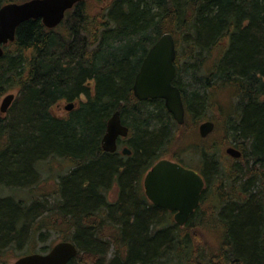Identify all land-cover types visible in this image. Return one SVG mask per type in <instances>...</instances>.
<instances>
[{"label":"trees","instance_id":"1","mask_svg":"<svg viewBox=\"0 0 264 264\" xmlns=\"http://www.w3.org/2000/svg\"><path fill=\"white\" fill-rule=\"evenodd\" d=\"M26 1L0 0V9ZM100 4L104 16L96 14ZM61 27L30 20L4 48L0 99L11 91L17 98L0 115V186H29L47 157H67L78 170L60 185L64 201L52 206L0 194V264L20 257L15 252L30 243L44 214L51 212L49 228L62 233L53 206L69 223L61 239L78 249L69 264H264V0H81ZM163 33L191 39L178 80L182 126L163 101L140 102L133 93L142 58ZM82 98L66 121L50 112L61 100ZM116 111L136 152L125 166L99 149ZM212 120L213 133L201 139L200 124ZM153 122L159 130H150ZM233 145L242 154L237 161L225 156ZM185 148L218 188L180 228L164 210L142 204L136 182L161 157L181 162ZM119 168L122 197L109 203L97 191Z\"/></svg>","mask_w":264,"mask_h":264},{"label":"water","instance_id":"2","mask_svg":"<svg viewBox=\"0 0 264 264\" xmlns=\"http://www.w3.org/2000/svg\"><path fill=\"white\" fill-rule=\"evenodd\" d=\"M81 0H29L24 3H10L0 9V59L4 47L15 42L18 28L30 21L40 20L46 29L54 30L62 24ZM207 1V0H204ZM231 1V0H228ZM177 50L172 35H163L149 50L133 86L135 98L140 101L161 100L174 121L185 123V108L181 91L173 82L177 76L175 60ZM15 100L14 94L5 96L0 105V113L5 115ZM66 111L75 109L68 103ZM215 129L211 121L199 126L202 138L208 137ZM129 129L122 124L121 114L116 111L108 120L106 133L102 139V149L114 153L119 137H127ZM130 154L125 149L124 153ZM226 154L233 159L242 154L235 148H227ZM146 196L157 207L177 212L174 220L184 227L199 206L204 189L202 177L194 170L187 169L171 160H160L148 172L144 182ZM78 255V249L71 242L56 244L47 254H30L18 258L14 264H69Z\"/></svg>","mask_w":264,"mask_h":264},{"label":"flooded vegetation","instance_id":"3","mask_svg":"<svg viewBox=\"0 0 264 264\" xmlns=\"http://www.w3.org/2000/svg\"><path fill=\"white\" fill-rule=\"evenodd\" d=\"M198 1L199 3H201L202 5L203 4H206L208 2H211V1H214V0H207V1H204V0H196ZM62 25V24H61ZM60 27V26H59ZM166 34H170L173 36L174 38V41H175V45H176V50H177V56H176V60H175V66L177 68V76L173 82V84L178 87L179 85V78L181 76V73H180V69L185 67L186 63H187V59L185 56L182 55V51H181V41L184 39L183 36H174L173 34L171 33H163L159 39L163 36V35H166ZM183 37V39H182ZM158 39V40H159ZM157 40V41H158ZM188 40V39H187ZM156 41V42H157ZM184 41H186V39H184ZM154 42L153 45L150 46V48L148 49L146 55L142 58V61H141V64H140V67H139V71L141 69V66L143 64V61L144 59L146 58L149 50L154 46V44L156 43ZM187 44H185V49L184 51L186 52L187 49H188V43L190 42L189 40L186 41ZM140 61V60H139ZM139 71L134 75V80H133V83H132V86H134V83H135V79H136V76L138 75ZM88 86H90V84H88ZM133 88V87H132ZM179 88V87H178ZM181 91V89H180ZM182 94V92H181ZM83 99V98H82ZM79 101H75L73 102V104H75V107H79ZM153 100H150V101H147V102H151ZM69 102H67L66 100H61L58 104H56L55 106H53L50 110L51 114L53 115V117L58 120V121H66L70 118V115L72 114V112H74V110L72 111H66L65 107L66 105L68 104ZM121 114V113H120ZM121 119H122V124L124 126H126L128 129H129V133H128V136L127 137H119V139L117 140V150L116 152L114 153H109V152H105L103 149H102V140L99 144V149L100 151L105 154V155H108V156H111V157H114L116 158L117 162L121 165V166H125L127 162L131 161L134 159V156L136 155V152L135 150L130 146V140H131V136H132V132H131V129L127 126V124L123 121V118H122V115H121ZM104 137V136H103ZM103 139V138H102ZM231 148H235L239 151L238 147H236L235 145L233 146H230ZM230 147H227V148H230ZM226 148V149H227ZM125 149H128L130 150V154L127 153H124V150ZM226 149H225V152H226ZM226 156V159L228 160H232V161H237L239 159H233L232 157L228 156L227 154L225 155ZM163 159V158H162ZM161 159V160H162ZM165 160H171L173 162H177L179 163L181 166L187 168V169H190L188 167H186L182 162H178V161H174L173 159L171 158H164ZM60 161V162H59ZM160 161V160H159ZM157 161V162H159ZM209 161V160H207ZM54 162V166L55 167H50L49 165H51V163ZM157 162H155L153 164V166L151 168H149L144 174L143 176L139 179L138 177V180L136 182L137 186H138V192H141V195L143 196V202L142 204L144 206L147 205V209L151 210V209H154V208H157V209H160V210H164L165 212H167V214L169 215L170 219L174 222L175 225L176 222L174 220V217L176 215L177 212H170V211H167L165 209H162V208H159L157 206H155L149 199L148 197L146 196V191H145V186H144V182H145V178H146V175L148 174V172L157 164ZM66 163V167H72V171L70 173H72L73 171H77L78 168L76 167V163L75 161L73 160H70L69 158L67 157H57L56 159H45V160H40V161H37L36 165H35V172L32 173V180L30 181V183H34L38 180L39 178V175L42 174V172H46L47 170H51L53 172H59L60 171V168L59 166H64ZM191 170H194L195 172H197L203 179L204 181V189L201 193V196H200V201H199V206L197 207V209L194 211V213L190 216L188 222L186 225H188L189 222L192 221V219L194 218V216L198 213V212H202L203 210V205L204 203H209L211 202V197L213 196L212 193L216 188H218V185L215 183H213V179H212V174L210 173V171L207 169H204V168H200L199 170H195V169H191ZM123 172V168H119L118 170V173L117 174H113L112 178H111V181L108 185H103V186H100L99 188V192L97 191V195L99 194L101 197H106L108 202L109 203H117L119 201V199L122 197V191H123V186L121 184V180H120V177H121V174ZM16 185H13V186H10V187H15ZM2 188L4 187H8V186H0ZM35 191V190H34ZM37 193H39V188L36 190ZM35 191V192H36ZM61 194L58 193V195L60 197H62L61 199V202L64 201V197H63V191L61 190ZM214 201V199H213ZM103 204V203H102ZM101 205V204H99ZM38 223H39V218H38ZM185 225V226H186ZM178 226V225H177ZM184 226V227H185ZM180 227V226H178ZM184 227H180V228H184ZM38 230H37V234L39 235V224L37 226ZM39 237V236H38ZM39 239V238H38ZM76 246V245H75ZM49 252V251H48ZM47 252V253H48ZM39 254V253H38ZM46 254V253H45Z\"/></svg>","mask_w":264,"mask_h":264},{"label":"rangeland","instance_id":"4","mask_svg":"<svg viewBox=\"0 0 264 264\" xmlns=\"http://www.w3.org/2000/svg\"><path fill=\"white\" fill-rule=\"evenodd\" d=\"M105 7H106V5H104V4H100V6L98 8L95 7L96 14H100V15H103V16L106 15V13L104 12L105 11V9H104ZM58 28L56 30L57 32H61L62 29H63V27H61L59 29ZM182 39H183V37H182ZM184 39H186V38H184ZM184 39L181 41V51L183 53H184V49H185V44H187L186 41H188L187 39H186V41H184ZM190 40L191 39H189V41ZM115 45H117V44H115ZM8 94H14L15 95V100H16V98H17V92L16 91H11ZM8 94H5L0 99V105H1V102H2L3 98L5 96H7ZM15 100H14V102H15ZM80 100H82V99H80ZM221 100H223V104H225L224 102L227 101L226 98L225 99L221 98ZM0 115L1 116H5V115H2L1 113H0ZM209 116H213V114L209 113ZM150 125H151V127H150L151 131H153L154 129L159 130V127L155 128V123L154 122L151 123ZM174 150L177 151L176 149H174ZM164 158H169V155L164 157ZM46 159L49 160L51 158L47 157ZM161 159H162V157L160 159H158L157 161H159ZM199 159L200 158L197 157V155L195 154V151H194L193 148H187V149L185 148L179 154V161L184 163V165L186 167L190 168V169L199 170L201 168V166H200V162L201 161H199ZM54 164L55 163L52 162L51 165H49V166L53 168V167H55ZM64 164H65L64 166H59V168H60L59 172H53L50 169L47 170L46 172H42V174L39 175L38 180L36 182H34V183H30L29 186H25L26 185L25 184L24 187H21L19 185H16L15 187H10V186H8V187H4L3 186L4 188L0 187V194L3 197H16V198H19V199H26V200L35 199L36 196H37V199H39L40 202H43V201L49 202L48 206H52L55 203H59V202L61 203L62 197H60L58 195V193L59 194L62 193L60 185L63 183V181L66 178V176L68 174H70V172L73 169L72 167H66L67 166L66 163H64ZM31 180H32V177H30V181ZM38 188H39V193H37V191H36ZM30 204H31V202H30ZM53 208L55 209L54 206H53ZM54 209L52 210L53 221L55 223L58 222L57 224H59L60 226L63 227L62 228L63 229L62 233H58V232L52 230L53 228H49L50 227V221L48 220V215L51 212H48V213L44 214V217L39 219V223H37V225L39 224V235L36 233V235H34L32 237L30 243H28V245L24 249L16 251L15 254L17 256L22 257V256H25V255H29L32 252H33L32 254H36V253L38 254V253H41L43 251H45V252L47 250L49 251L56 244H58V243L63 241L61 239V235L62 234L63 235H65V234L66 235H70L69 232L67 231L69 223L66 222V221L63 222L64 221L63 217H61V220H59L60 219V218H58L59 211L57 209L56 210H54ZM61 215L66 216V214L62 213V212H61ZM212 229H213V227H212ZM212 229L206 227V230L208 232L209 231L211 232L210 234L213 233L214 229L213 230ZM42 234H47L48 237H44L42 239V237H41ZM213 236L214 235L212 234V237ZM69 238H70V236H68V239ZM113 254H114V251L111 250L109 252L108 257L109 258L112 257ZM20 257L11 256L9 258V264H14L15 261L18 258H20Z\"/></svg>","mask_w":264,"mask_h":264}]
</instances>
